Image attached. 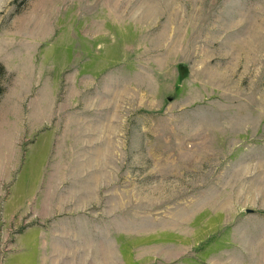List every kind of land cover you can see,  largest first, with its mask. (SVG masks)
Wrapping results in <instances>:
<instances>
[{
    "label": "rangeland",
    "instance_id": "374dc122",
    "mask_svg": "<svg viewBox=\"0 0 264 264\" xmlns=\"http://www.w3.org/2000/svg\"><path fill=\"white\" fill-rule=\"evenodd\" d=\"M0 264H264V0H0Z\"/></svg>",
    "mask_w": 264,
    "mask_h": 264
}]
</instances>
